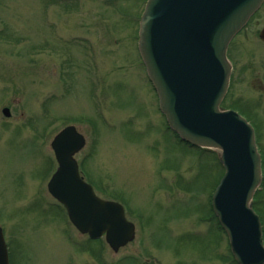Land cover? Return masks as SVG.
Instances as JSON below:
<instances>
[{"label":"rangeland","instance_id":"rangeland-1","mask_svg":"<svg viewBox=\"0 0 264 264\" xmlns=\"http://www.w3.org/2000/svg\"><path fill=\"white\" fill-rule=\"evenodd\" d=\"M147 0H0V226L13 264H237L212 210L217 153L168 127L138 51ZM264 3L233 39L222 102L255 129L263 181L254 197L264 242ZM8 108L11 116L5 117ZM74 126L75 159L136 238L115 253L71 224L47 184L51 143Z\"/></svg>","mask_w":264,"mask_h":264},{"label":"water","instance_id":"water-1","mask_svg":"<svg viewBox=\"0 0 264 264\" xmlns=\"http://www.w3.org/2000/svg\"><path fill=\"white\" fill-rule=\"evenodd\" d=\"M263 3L148 0L140 20L139 53L169 128L193 147L217 151L224 170L212 207L237 264H264L262 224L252 207L262 183L261 157L253 127L221 105L230 85L227 55L233 39ZM259 36L264 41V28ZM3 115L9 118L10 110L5 108ZM85 145L74 126L54 138L51 147L58 168L48 191L81 234L91 240L105 237L117 253L134 241L135 225L120 204L99 198L80 176L75 156ZM2 256L7 259L0 229V264Z\"/></svg>","mask_w":264,"mask_h":264},{"label":"flooded vegetation","instance_id":"flooded-vegetation-1","mask_svg":"<svg viewBox=\"0 0 264 264\" xmlns=\"http://www.w3.org/2000/svg\"><path fill=\"white\" fill-rule=\"evenodd\" d=\"M0 228L2 229L3 237H4L6 248H7V260H5V257H4V259L2 258V260H4V264H5V262H6V264H7V262H8V264H13L12 263V243H11V241L8 240L4 229L1 226H0Z\"/></svg>","mask_w":264,"mask_h":264}]
</instances>
